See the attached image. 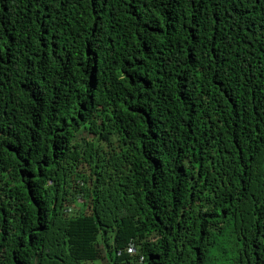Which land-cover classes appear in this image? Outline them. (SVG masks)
<instances>
[{
    "label": "trees",
    "instance_id": "obj_1",
    "mask_svg": "<svg viewBox=\"0 0 264 264\" xmlns=\"http://www.w3.org/2000/svg\"><path fill=\"white\" fill-rule=\"evenodd\" d=\"M0 264H264V0H0Z\"/></svg>",
    "mask_w": 264,
    "mask_h": 264
}]
</instances>
